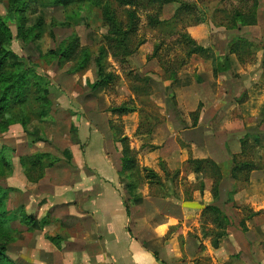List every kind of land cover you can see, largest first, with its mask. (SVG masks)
<instances>
[{
  "label": "crops",
  "instance_id": "obj_1",
  "mask_svg": "<svg viewBox=\"0 0 264 264\" xmlns=\"http://www.w3.org/2000/svg\"><path fill=\"white\" fill-rule=\"evenodd\" d=\"M243 28L260 31L261 34L257 31L258 37L251 43L264 37L262 0H259L257 25ZM210 50L213 59L209 71L195 77L182 71L176 78V93L181 88L205 85V89L193 93L194 98H190L189 104L183 105L177 131L165 123L155 131L163 133L162 141H158V135H155L147 143L161 147L163 157V144L175 142L178 161H173L174 164L171 159H164L177 172L185 164L189 167L190 159L228 164L230 168L226 170L221 186L224 182L230 186H222L223 189L220 186L219 199L216 200L212 187L205 184V176L191 171L185 174L187 180L199 183L201 187L205 185L196 189L191 198L186 199L174 191L165 198H137L135 192L123 184L122 154L110 134L114 115L109 106L98 103L107 97L106 90H87L78 85V77L73 78L66 103L71 105L68 108L77 118L74 120L71 114L73 121L67 123L68 130L75 136H67L69 148L60 147L66 161L60 158L55 167L47 169V175L39 184L43 192L37 199L44 197L42 202H45L38 214L40 219L49 215L51 221L45 229L36 230L32 239L36 264H227L232 258H239L243 264H264V205L254 209L251 199L264 200V168L250 172L248 181L246 177H231L233 157L242 155L245 150L243 140L254 139L258 142L256 147L264 152V111L254 116L246 115L252 126L243 123L236 127L238 112L234 113L235 105L232 102L227 104L226 93V98H222L223 87L227 88L226 85L233 83L232 78L238 75H241L238 80L243 86L239 99L246 95L249 99L262 96L264 51L256 62L245 66L236 54L231 53L230 44L225 46L224 52H218L212 46ZM220 57L227 58L229 69L215 74ZM126 125L127 132H137L140 126L136 124L131 129L129 124ZM178 134L182 145L191 147L192 158L184 154L177 143ZM31 145L30 156L40 153L57 156L53 149L39 148L35 143ZM225 154L230 159L223 163L221 160ZM242 160L245 161V157ZM248 183L256 191L254 195ZM208 207H218L229 220L227 235L218 248L213 246L217 226L205 217ZM248 209L252 212L245 218L244 212L248 213ZM55 237L62 239L61 248L53 244ZM25 250L19 259L30 254L29 248Z\"/></svg>",
  "mask_w": 264,
  "mask_h": 264
},
{
  "label": "rangeland",
  "instance_id": "obj_2",
  "mask_svg": "<svg viewBox=\"0 0 264 264\" xmlns=\"http://www.w3.org/2000/svg\"><path fill=\"white\" fill-rule=\"evenodd\" d=\"M187 1L199 3L201 10H203V7H206L203 12H205L207 16V25L199 24L189 26L187 24H180L178 28L171 31V29L162 25L149 26L147 15L142 11L140 12L142 21L137 41H143L144 43H142L137 53L133 55L124 66L115 63L111 57L108 58L106 63V72L114 73L119 76V79L115 80L106 90L107 97L102 98L103 101L100 100L98 103L104 107L106 104V107L109 106L110 109L118 108L125 103H129L130 106L132 105L137 108V112L133 113L134 115H126L123 117L113 116L111 121L112 127H116L117 130L120 131L119 133L117 132L120 136H129V138L127 137L129 139L128 146L133 152V158L136 160V169L133 172H122V180L125 188L133 190L137 198L143 196L165 198L170 192L172 193L174 191V193L185 196L187 199L192 197L196 189L205 186L203 185V187H201L199 183L194 184L190 183L189 179L187 180L185 174L192 171L187 164H185L182 169L178 170L179 176L175 177L174 173L177 171H175V169L173 170L169 162L164 159L167 157L171 159L172 162L175 160L178 161V148L175 142H168L166 144L167 146L165 143L163 144V157H161V147L155 146L158 150L152 149V145L147 143L150 138H155V135H158V141H162L163 133L157 134L155 131L159 126L165 123L171 127V130L176 132L178 119L183 116V105L190 103V98H194V92L205 89V85H195L191 88H181V90L176 93L174 89L175 83L172 84L171 82L162 81L161 76L163 73L159 65L158 57L153 56L156 46L160 47L159 57L162 56L163 59L174 62L176 59L180 60V58H184L186 51L183 46H176L174 43H170V36L172 35L188 33L198 44L206 48L212 46L218 52H220V50L224 52L225 46L231 45L237 38H242L248 42H254L253 40L258 37L257 31L259 30H257V28H243L229 31L223 27L214 26L212 23L213 16L216 15L218 18L222 17L221 13H216L217 8L220 7L221 0ZM262 1L264 2V0ZM48 4V1H41V3L31 5L28 13V16H30L28 26L35 25L40 19H44L45 25L40 40L25 42L17 37V27L20 21L16 15L9 14V0H0V14L11 29L13 36L11 41H9L8 48L18 59L20 58L23 60L19 61L20 59H13V62H22L20 64H24L26 68L36 70L38 74L47 79L50 83V87L46 95L52 103L51 107H45V117L42 120L33 119L29 126L30 131L34 129L40 131L39 138L41 139L39 140L37 137L32 138L25 133L20 124H6V126L3 127L1 123L4 121L5 117L0 118V191L4 192L6 195V198L3 199L0 205V252L2 247L6 248V251L2 253L0 257V264H36L33 255L34 240L32 239L36 236V230H43L45 227L49 226L51 218L47 215L40 219L38 213L42 204L45 202H42V198L44 197L37 199L40 196L39 194L43 192L39 187L41 180L37 183L28 182L21 166V158L30 156L28 155L31 152L30 146H32V143H35L33 139H36L37 141L35 144L39 148L53 149L55 155H57L55 157L66 161L60 147L69 148L70 140L66 138L70 135L74 137L75 133L71 134V130H68L67 123L73 121V118H70L71 114L75 117L74 120L77 119L72 109L68 108V106L71 105L66 103L68 98L67 90L71 89V86H73L71 79L78 77V85L87 88V90H90L87 83L94 82L96 79L94 67H91V69L89 68L82 74H71V63L60 66L57 59L48 54L51 51L59 50L74 33H77L81 38L83 47L98 50L99 47L103 45V38L107 34V27L104 26L102 22L100 9H84L80 14L81 18L77 26L75 23L76 19H74V21L69 19L73 18L70 16H75L76 13L71 11L68 12L63 6ZM222 5L235 7L239 5V0H226L221 6ZM178 7L179 5L175 3L164 6L159 19L165 21L171 20ZM66 22L69 23L70 26L60 25V23L66 24ZM259 34H261L260 31ZM255 42L257 43H252L253 46L244 54V59L250 65L256 62L264 51V37ZM212 59L213 57L211 59H206L200 56H192L186 61L185 68L181 70L179 74L182 71L190 73L193 77H195V75L204 74V72L210 70ZM245 66H247V64ZM22 69L23 67H19L17 71H21ZM149 77L152 78L149 85L142 82L143 79ZM240 77L241 75L234 76L232 78L233 83L230 84L224 82L227 84V88L223 87L222 98H226L224 97V93H226L228 95L226 99L227 104L232 102L235 105L234 113L238 112V118L234 124L236 127L242 126L243 123L245 126H252V121L249 116L246 115L251 114L254 116L264 111V92L260 98L249 99L246 95L244 98L242 96L239 99L238 96L243 94V86L238 80ZM234 82L238 84L236 85ZM93 107H95V104H93ZM191 120L194 122L193 115H191ZM126 124H129L128 126L131 129H134L136 124L140 126L137 132H127L129 129ZM110 134L113 136L112 131ZM164 140H166V138H164ZM60 141H63L64 144ZM176 141L181 146L182 150H184V154H189L188 156L192 158L191 147L187 148L182 145L179 134L177 135ZM249 141L247 153L244 156L245 159L256 162L260 161L264 164V152L257 147V149H255L256 144L254 143V139H249ZM226 157L227 155L225 154V157H223L221 161H228V159H230ZM239 160H242V158L240 157ZM220 165L223 174L226 175V170L230 167L225 163ZM145 169L155 170L159 178L150 179ZM47 172L48 170H46L44 178ZM167 172H170L171 175H167ZM38 174V172L33 173L32 171L33 178H37ZM244 177L245 174L242 178ZM205 180L206 185L213 187V179L205 176ZM35 184L36 187L33 186ZM248 184L249 190L253 192L252 195H254L256 191H254L250 183ZM222 186L226 188L229 187L230 184L224 182ZM251 199H253L252 203L254 209H260V207L264 205L263 199H261V201L257 198ZM251 212L252 210L249 209L248 213L245 211V218L250 216ZM30 218L35 220V224L38 227L37 229L30 225ZM202 221L204 223L205 219L202 218ZM24 237L31 239V241L24 239ZM25 248L30 249V254L28 256H23L24 258L21 260L19 259V255ZM231 264H243V262L239 259Z\"/></svg>",
  "mask_w": 264,
  "mask_h": 264
},
{
  "label": "trees",
  "instance_id": "obj_3",
  "mask_svg": "<svg viewBox=\"0 0 264 264\" xmlns=\"http://www.w3.org/2000/svg\"><path fill=\"white\" fill-rule=\"evenodd\" d=\"M48 1V5L63 6L67 11L76 13L73 18L76 25H79L81 12L84 9H100L102 14V22L107 27V34L103 38V45L98 50H92L89 47H83L81 38L74 33L57 51H51L48 55L57 59L60 66L71 63V74H82L91 67L95 68L96 79L94 82H88L87 86L93 91L99 89L107 90L112 83L119 79L114 73L106 72V63L111 57L115 63L124 66L129 59L137 53L139 47L144 43L138 42V33L141 26V13L145 12L149 26L162 25L175 30L180 24L187 25H205L207 16L203 10L206 7H199V3L187 0H9V14L16 15L20 23L17 27V37L25 42L41 39V33L44 28V19H40L35 25L28 26L30 16H28L31 5ZM226 0H221L220 7L216 13H221L222 17L213 16L212 23L216 27H223L226 30H240L243 27H251L257 25V10L259 0H239V5L227 7L221 4ZM178 4L179 7L175 11L171 20L165 21L159 19L164 6L169 4ZM205 13V14H204ZM73 23V22H72ZM208 24V23H207ZM206 24V25H207ZM61 26L69 23H60ZM11 29L0 14V118L5 117L1 123L3 127L12 124H20L25 133L32 138H39L40 131L34 129L29 130V126L33 119L42 120L46 113L45 107H51L52 103L47 98L50 83L47 79L36 72L32 68H26L22 62H13L18 59L8 48L9 41L12 39ZM171 42L176 46L185 48L184 58L174 60V62L159 57L160 47L156 46L153 56L158 57L159 65L162 69V81L175 83L176 78L181 70L186 66V61L192 56H200L211 59L212 54L210 48L200 45L188 33L170 36ZM252 43L242 38H237L230 45L232 54H236L242 64H246L244 54L252 47ZM20 59V58H19ZM18 59V60H19ZM19 61H23L20 59ZM217 70L215 74L226 72L229 69L227 58L220 57L217 61ZM23 67L21 71L17 68ZM152 78H145L142 82L149 85ZM136 89V88H135ZM138 89V88H137ZM145 91V90H144ZM147 92V90H146ZM174 99V95H173ZM114 116L122 117L137 112V108L125 103L118 108L109 110ZM111 131L114 136L116 148L122 154V172H133L136 169V160L133 158V152L128 146L129 139L123 135H119L120 131L116 127H112ZM118 132V133H117ZM36 139L33 142L36 143ZM249 139L243 140V154L233 157V168L231 177L238 179L245 174L248 181V174L254 170L263 169L264 164L260 161L239 160L247 153ZM257 144V141H254ZM152 149H157L153 147ZM255 149L256 146H255ZM60 159L51 154H37L21 158V166L30 183H37L44 178L47 169L55 167ZM190 169L195 173H201L206 177L213 179L212 192L216 200L219 199L220 186L224 180L223 170L220 164L212 160H194L188 161ZM33 173L38 172L37 178H33ZM150 179H158L159 175L155 170L145 169ZM167 175H171L167 172ZM175 177L179 176V172L174 173ZM204 185V184H203ZM203 187V186H202ZM6 198L4 192L0 191V205ZM1 207V206H0ZM205 217H209L216 224L217 230L214 232L213 246L219 247L220 241L227 235V227L229 220L227 216L218 207H208L205 210ZM30 225L37 229L36 222L33 218L29 219ZM41 228V227H39ZM53 244L61 248L62 239L53 238ZM6 251L5 247L1 248L0 257ZM227 264H231L239 258Z\"/></svg>",
  "mask_w": 264,
  "mask_h": 264
}]
</instances>
